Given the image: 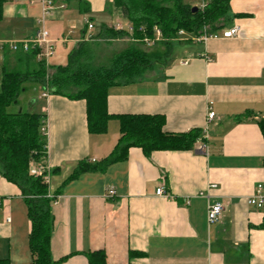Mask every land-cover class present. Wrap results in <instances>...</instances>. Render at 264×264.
<instances>
[{
    "label": "crops",
    "instance_id": "crops-1",
    "mask_svg": "<svg viewBox=\"0 0 264 264\" xmlns=\"http://www.w3.org/2000/svg\"><path fill=\"white\" fill-rule=\"evenodd\" d=\"M42 1L3 4L1 65L23 71L34 65H27L28 55L9 52L7 46L30 38L40 27ZM228 16L222 30L237 26L236 36L201 43L183 32L158 64L108 91L110 115H162L164 132H205L204 141L190 150L145 156L131 147L125 159L103 171H86L67 181L79 162L98 164L112 152L119 124L111 119L104 134H90L83 100L42 88L31 96L28 111L46 116L48 190L57 192L50 252L54 261L62 260L58 264H87L84 253L98 249L107 264H264V207L247 203L257 184L264 193V140L257 125L264 117V0H231ZM119 17L113 0H50L43 18L54 46L49 65L64 66L79 44L104 40L103 29L121 24ZM180 44V55L173 57ZM207 110L215 114L210 122ZM35 168L31 163L30 172ZM160 186L165 196H156ZM0 199V259L28 264L26 205L19 189L1 174ZM216 201L222 216L209 225L207 206ZM130 251L140 255L129 259Z\"/></svg>",
    "mask_w": 264,
    "mask_h": 264
},
{
    "label": "trees",
    "instance_id": "trees-1",
    "mask_svg": "<svg viewBox=\"0 0 264 264\" xmlns=\"http://www.w3.org/2000/svg\"><path fill=\"white\" fill-rule=\"evenodd\" d=\"M5 1L0 0V18ZM204 1L203 7L192 11L193 6L184 0H113V6L128 22L131 32L126 28L115 30L114 27H105L101 37H129L144 43L145 39L154 40L157 29L162 45L169 52L180 31L196 38L216 33L226 26L231 0ZM25 54L29 56L27 65L34 63L31 69L23 71L0 64V174L19 189L26 205L30 225L28 248L31 262L28 264H58L62 260L54 261L50 252L53 230L51 206L57 192L50 195L44 176L30 172L31 163L45 165L46 141L42 128L46 116L21 109L9 111L10 107L17 105L26 85L68 99L83 100L90 134H104L111 119L119 124L120 136L112 152L98 164L79 162L67 181L86 171H103L125 159L131 147L139 148L145 156H149L157 151L190 150L204 138L199 129L185 133L164 132L162 115L108 114L106 99L109 89L141 77L150 67L146 53L141 50L129 47L116 54L109 67L95 69L90 66L86 44L74 48L64 66L46 67L36 60L37 51L34 50ZM48 68L53 70L50 77L46 76ZM257 125L264 140V117L257 121ZM262 164L264 167V158ZM84 255L87 264H107L101 249L85 252ZM138 255V252L130 251L129 259ZM0 264L11 263L0 259ZM128 264L133 263L129 261Z\"/></svg>",
    "mask_w": 264,
    "mask_h": 264
},
{
    "label": "built area",
    "instance_id": "built-area-1",
    "mask_svg": "<svg viewBox=\"0 0 264 264\" xmlns=\"http://www.w3.org/2000/svg\"><path fill=\"white\" fill-rule=\"evenodd\" d=\"M49 7H50V0H43L42 1V18L40 20V27L34 32V34L23 41H13L7 46V50L12 53L22 52L28 53L32 50L37 51L36 60L42 62L46 67L49 65V60L54 55V46L53 42L49 37L48 31L45 29L43 23V18L45 15L49 14ZM203 7V6H201ZM87 28L91 29V24L87 23ZM124 27L117 23L114 26L115 30H122ZM129 32H131V28L128 26L125 27ZM180 34L183 33L182 31L179 32ZM239 33V28L237 26H233L231 28L222 30L220 33L216 32L213 34H202L199 37L194 38L196 42L205 43L208 39L211 38H231L236 36ZM155 36L154 40L145 39L144 43L146 44H153L159 38V31L155 29ZM5 46L0 44V58L2 57V53L4 52ZM47 91V90H46ZM46 91L42 93V97H46ZM215 119V114L207 110L206 120L208 122ZM43 134L45 133V129L42 128ZM205 136V132H203ZM34 175L44 176L46 183L48 184V178L50 175V170L47 168L46 165L36 166V168L32 171ZM114 194L112 190L107 192V196L111 197ZM156 196H165L164 189L162 186L156 189ZM248 205L252 206L255 209H262L264 207V193H263V186L261 184H257L253 194L247 199ZM1 205V199H0ZM223 207L219 202H212L207 206L206 212V220L209 225L217 224L222 216Z\"/></svg>",
    "mask_w": 264,
    "mask_h": 264
},
{
    "label": "rangeland",
    "instance_id": "rangeland-1",
    "mask_svg": "<svg viewBox=\"0 0 264 264\" xmlns=\"http://www.w3.org/2000/svg\"><path fill=\"white\" fill-rule=\"evenodd\" d=\"M188 1V0H184ZM190 2H193V0H190ZM115 20V18H114ZM118 22H120L123 27L125 28V20H123L121 17L116 18ZM96 30L99 29V20H96ZM111 19L107 20V22H110ZM182 34L178 33L177 38L181 37ZM156 38V36H155ZM93 39V38H92ZM131 40V41H130ZM119 41V42H117ZM134 42L138 45L139 48H136L137 50H141L142 52L146 53L147 58L149 60L150 67L147 69L154 67L156 64L159 63L163 59L162 54H164L166 48L162 45L161 39L159 38L158 41H156L154 44H146V43H140L136 40H132L129 37H117L113 40V36L108 37V40L104 39L102 41L96 40L92 43H87L88 50L92 56V62H90V66L95 68H102V67H109L110 63L113 59L112 56L120 52L122 49L129 48L128 46H131L130 43ZM140 45V46H139ZM184 44L177 45L173 49V57H178L180 55V48L183 47ZM135 48V46H132ZM51 70L50 68L46 71V76L50 77ZM136 79V78H134ZM40 88L37 87L36 91H33L29 85L25 86V92L21 94L19 97L18 103L15 106H12L9 108V111H18V109H21L22 111H28L29 109V103L31 99V96H37V93L40 91Z\"/></svg>",
    "mask_w": 264,
    "mask_h": 264
},
{
    "label": "water",
    "instance_id": "water-1",
    "mask_svg": "<svg viewBox=\"0 0 264 264\" xmlns=\"http://www.w3.org/2000/svg\"><path fill=\"white\" fill-rule=\"evenodd\" d=\"M197 9H198V8H197V7H195V6H194V7H192V11H197Z\"/></svg>",
    "mask_w": 264,
    "mask_h": 264
}]
</instances>
